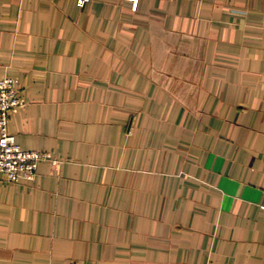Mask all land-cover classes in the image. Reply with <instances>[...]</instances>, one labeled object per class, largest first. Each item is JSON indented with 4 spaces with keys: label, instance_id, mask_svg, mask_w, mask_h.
Returning a JSON list of instances; mask_svg holds the SVG:
<instances>
[{
    "label": "crops",
    "instance_id": "obj_1",
    "mask_svg": "<svg viewBox=\"0 0 264 264\" xmlns=\"http://www.w3.org/2000/svg\"><path fill=\"white\" fill-rule=\"evenodd\" d=\"M0 264H264V0H0Z\"/></svg>",
    "mask_w": 264,
    "mask_h": 264
},
{
    "label": "built area",
    "instance_id": "obj_2",
    "mask_svg": "<svg viewBox=\"0 0 264 264\" xmlns=\"http://www.w3.org/2000/svg\"><path fill=\"white\" fill-rule=\"evenodd\" d=\"M88 0H79L84 5ZM21 80L9 74L0 75V180L35 179L41 160L54 158L49 151L24 148L10 130L11 113L24 103L20 95Z\"/></svg>",
    "mask_w": 264,
    "mask_h": 264
}]
</instances>
